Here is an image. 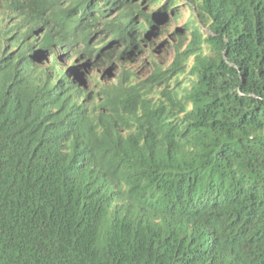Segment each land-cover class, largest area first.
Masks as SVG:
<instances>
[{"label": "trees", "instance_id": "1", "mask_svg": "<svg viewBox=\"0 0 264 264\" xmlns=\"http://www.w3.org/2000/svg\"><path fill=\"white\" fill-rule=\"evenodd\" d=\"M0 264H264V0H0Z\"/></svg>", "mask_w": 264, "mask_h": 264}, {"label": "rangeland", "instance_id": "2", "mask_svg": "<svg viewBox=\"0 0 264 264\" xmlns=\"http://www.w3.org/2000/svg\"><path fill=\"white\" fill-rule=\"evenodd\" d=\"M190 15H191L190 10L185 9L183 13V17L180 19V21L177 23L173 22L172 25L169 27L170 32L173 33L172 35L170 33L169 36L165 35V37L163 38L160 37L158 38V40L154 39V43H157V45H159L156 49V55L161 63L169 65L173 61L176 51L174 49L173 43L166 44L167 43L166 38L170 37L171 40H175L176 38V36H174L175 31L184 28L185 24L188 22L190 18ZM184 33L187 32L181 30V34ZM139 72L143 77H147L151 74L152 68L150 65L149 57L147 56L145 57V64L144 66L140 67Z\"/></svg>", "mask_w": 264, "mask_h": 264}, {"label": "clouds", "instance_id": "3", "mask_svg": "<svg viewBox=\"0 0 264 264\" xmlns=\"http://www.w3.org/2000/svg\"><path fill=\"white\" fill-rule=\"evenodd\" d=\"M186 8H184L183 9V13H184V10H185ZM191 19V15H190V18H189V20ZM188 20V21H189ZM180 21V20H179ZM178 21V22H179ZM173 23V22H172ZM172 23L171 24H169L168 25V27H167V22L165 23V24H163V26H164V28L167 30V33H165L163 36H160V37H165V35H167V36H169V34L171 33V35L173 34L172 32H170V30H169V27L172 25ZM175 23H177V22H175ZM183 29V28H182ZM178 31V30H177ZM177 31H175V34H174V36H176V32ZM179 31H180V33H181V30L179 29ZM183 31V30H182ZM170 35V36H171ZM183 36H184V38H185V41H184V49L188 46V44L190 43V36H189V34L188 33H184L183 34ZM160 37H158V38H160ZM188 39H189V41H188ZM166 40H167V43L166 44H169V43H173V45H174V49H175V47H176V43L178 42V36H176V38H175V40H171L170 39V37H168V38H166ZM155 45H156V49H157V47L159 46V45H157V43H155ZM156 49H155V56H154V60H155V64L150 60V58H149V61H150V65H151V68H152V72H151V74L153 73V71H154V69H155V66L154 65H159V66H161V67H163V68H167V67H169L172 63H173V61H174V59H175V57H174V59H173V61L169 64V65H167V64H163V63H161L159 60H158V58H157V55H156ZM175 51H176V49H175ZM175 56H176V53H175ZM146 57V56H145ZM145 57H144V59H142L139 63H138V73H139V75L141 76V78H143V79H146L147 77H149V76H147V77H143L141 74H140V72H139V69H140V67L141 66H144V64H145ZM148 57V56H147Z\"/></svg>", "mask_w": 264, "mask_h": 264}]
</instances>
